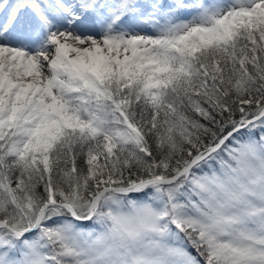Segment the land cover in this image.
Wrapping results in <instances>:
<instances>
[{"label": "snow or ice", "instance_id": "snow-or-ice-1", "mask_svg": "<svg viewBox=\"0 0 264 264\" xmlns=\"http://www.w3.org/2000/svg\"><path fill=\"white\" fill-rule=\"evenodd\" d=\"M0 264H264V0H0Z\"/></svg>", "mask_w": 264, "mask_h": 264}]
</instances>
